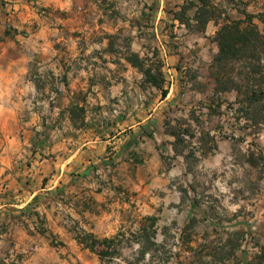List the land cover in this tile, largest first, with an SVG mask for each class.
<instances>
[{
  "label": "crops",
  "instance_id": "1",
  "mask_svg": "<svg viewBox=\"0 0 264 264\" xmlns=\"http://www.w3.org/2000/svg\"><path fill=\"white\" fill-rule=\"evenodd\" d=\"M263 11L264 0H0V264H100L84 237L113 234L134 192L157 182L165 203L186 194L194 206L187 182L167 185L192 173L171 114L207 117L213 98H236L215 93V37Z\"/></svg>",
  "mask_w": 264,
  "mask_h": 264
},
{
  "label": "rangeland",
  "instance_id": "2",
  "mask_svg": "<svg viewBox=\"0 0 264 264\" xmlns=\"http://www.w3.org/2000/svg\"><path fill=\"white\" fill-rule=\"evenodd\" d=\"M212 101L214 106L234 103L214 108L207 117L196 111L191 120L171 114L194 138L176 145L187 153L191 175L173 177L167 185L184 188L187 182L186 188L200 194L196 204L191 206L186 194L179 204L165 203L159 182L150 195L135 191L125 221L105 236L120 233V254L100 257V264H264V99L262 109L248 115L235 110L234 94ZM201 154L221 156L203 162ZM172 163L167 160L165 168Z\"/></svg>",
  "mask_w": 264,
  "mask_h": 264
},
{
  "label": "trees",
  "instance_id": "3",
  "mask_svg": "<svg viewBox=\"0 0 264 264\" xmlns=\"http://www.w3.org/2000/svg\"><path fill=\"white\" fill-rule=\"evenodd\" d=\"M207 2V0H201ZM186 8V6H184ZM183 8V9H184ZM226 9L220 10L221 12ZM200 17L208 13H215V10L199 8ZM258 17L263 23V29L253 21ZM228 17V16H227ZM216 41L219 45V52L213 60V76L215 78V93L230 92L236 93V103L239 107L235 110L248 115L250 112H257L262 109L261 102L264 99V11L258 14L246 13L244 19H234L221 25L218 29ZM167 89L163 90V95ZM234 103V102H233ZM229 102L228 104H233ZM218 101L216 106L210 105L211 110L220 107ZM170 132L176 136L177 142L184 140V135L193 137L189 128H171ZM87 246L101 258H113L120 254L119 245L122 242L120 233L113 237L98 238L93 234L84 237ZM99 246H102L99 248ZM261 257L264 254L261 253Z\"/></svg>",
  "mask_w": 264,
  "mask_h": 264
}]
</instances>
